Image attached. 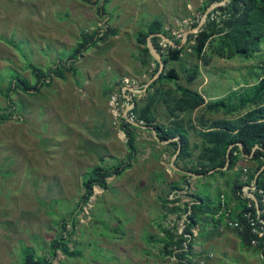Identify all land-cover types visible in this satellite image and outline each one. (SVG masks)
Returning <instances> with one entry per match:
<instances>
[{
  "label": "rangeland",
  "instance_id": "obj_1",
  "mask_svg": "<svg viewBox=\"0 0 264 264\" xmlns=\"http://www.w3.org/2000/svg\"><path fill=\"white\" fill-rule=\"evenodd\" d=\"M205 1L107 0L100 13L97 6L79 0H0V117L6 115L0 123V264H20L25 247L48 257L49 244L62 237L81 256L68 259L57 251L52 264H179L173 255L162 253L164 230L182 233L184 206L204 189L215 202L217 189H228L219 179L203 180L189 170L198 150L191 160L172 161V150L157 142L149 128H140L131 166L119 177L106 179V190L94 187L80 211L77 205L84 193L82 181L92 168L127 161L119 116L128 101L120 99L118 89L127 80V87L142 91L153 68H143L138 61V32L160 19L170 38L183 45L198 32L192 24L197 18L200 23ZM107 27L116 34L74 58V74L65 73L63 80L50 76L48 87L34 88L29 66L46 73L67 64L82 32H104ZM181 56L166 69H174L179 83L208 103L234 91L243 93L264 77V37L249 59L213 57L204 64L187 48ZM194 66L196 77L186 81ZM18 79L29 89L7 96ZM108 87L113 92L107 93ZM113 94L118 97L116 108L110 100ZM133 95L140 99L143 92ZM194 143L199 138L191 136L190 149ZM242 166L239 161L237 168ZM172 183L182 189L177 192L179 202L168 206H179L176 214L163 210L160 201L173 198ZM192 235L191 253L183 263L264 264V257L243 249L224 223L198 217Z\"/></svg>",
  "mask_w": 264,
  "mask_h": 264
},
{
  "label": "trees",
  "instance_id": "obj_2",
  "mask_svg": "<svg viewBox=\"0 0 264 264\" xmlns=\"http://www.w3.org/2000/svg\"><path fill=\"white\" fill-rule=\"evenodd\" d=\"M79 1L97 6L100 13H104L107 3V0ZM221 1L223 0H206L200 9L201 15L212 4ZM198 20L199 18L195 20L192 28L198 26ZM115 34L116 31L109 27L102 33L82 32L80 41L70 55L71 63L69 61L67 64H58L46 73L37 70L34 66H29L36 81L34 88L39 90L41 87H48L50 76L63 80L65 73L74 74L76 72L72 64L74 58L95 46L99 41H104ZM153 34L155 36L151 38V43L161 55L164 70L145 89L140 99L133 95L131 98L133 108L130 112L137 123L143 122L146 126L152 127L160 141L179 138L181 148L177 160H191L192 153L198 150L196 163L189 170L196 175H201L203 180L219 179L224 187L228 188L227 190L217 189V202L213 201L204 189L194 197L193 203L189 206L185 205L184 230L180 234L174 229L164 230L165 238L160 242L163 245L162 253L173 255L178 259L179 264H190L183 263L182 260L187 259L191 253L194 240L192 229L197 225V218L203 220L204 216L215 225L224 223L240 239L243 249H252L264 257V239L254 236L244 218L248 213L255 220L257 218L264 220V169L260 171L264 166V77L248 90H243V93L234 91L228 98L208 103L200 93L181 85L179 75L174 69H166L170 61L181 60V54L186 48L196 60L204 64L209 63L213 57L232 60L240 55L243 59L251 58L264 37V0H230L224 6L217 7L208 14L206 22L198 32L191 34L181 47H179L181 40L170 38L169 32L165 30L160 19L151 20L136 36V43L141 47L138 53L140 65L146 69L153 65L150 79L157 73L159 67L147 48V38ZM158 34L172 39L175 47L167 46L163 49L160 46L161 38ZM191 39L193 42L189 44ZM196 71L194 66L187 72L186 81H192L197 75ZM17 89L25 91L29 89V86L24 80L18 79V82L12 83L7 89V96ZM106 92L111 93L113 89L108 87ZM118 93L120 99L126 101L121 89H118ZM129 96L131 97L130 93ZM220 114L221 118L215 117ZM5 118L6 115L1 116L0 123ZM120 120V129L127 139V161L114 167H95L89 171V175L82 181L84 193L78 202V211L88 203L94 187L106 190V179L123 174L131 166L130 160L137 154L136 131L140 128L126 122L123 118ZM191 136L199 138V143H194L193 149H190ZM237 143L241 144V147ZM230 146L232 147L229 149L226 165V153ZM255 146L259 149H254ZM177 147L176 141L167 144V148L172 150L173 155ZM239 161L244 163L241 169L237 168ZM212 170L215 171L208 174ZM259 171L256 186H253L254 176ZM183 178L185 179L186 176ZM245 186L255 188L252 194L257 199V203L244 195ZM170 191L173 198L160 199L161 208L168 213L176 214L180 210L179 206H173L171 209H168V206L179 202L177 192L182 189L178 184L172 183ZM74 214L71 215L73 225ZM216 215L218 218H215ZM227 221L238 222L239 227L231 228ZM62 230H65V224ZM66 235L71 237V233ZM253 239H256V245L251 244ZM67 245L68 241L65 237L53 240L49 244L48 257L37 256L31 248H22L20 264H52L57 251L68 259L81 256L79 251L70 250Z\"/></svg>",
  "mask_w": 264,
  "mask_h": 264
},
{
  "label": "water",
  "instance_id": "obj_3",
  "mask_svg": "<svg viewBox=\"0 0 264 264\" xmlns=\"http://www.w3.org/2000/svg\"><path fill=\"white\" fill-rule=\"evenodd\" d=\"M229 1H230V0H223V1H221V2H218V3H214V4H212V5H211V6L205 11L203 17H202L201 20H200V23H199L198 26L196 27V30L198 31V30L203 26V23L206 21L207 16H208L209 13H211V12H212L214 9H216L217 7L224 6V5H225L227 2H229ZM190 32H191V30H190ZM154 36H155V35L153 34V35H150V36L147 38V48H148V51H149V54L151 55V57H152L155 61L158 62V65H159V67H158V71H157V73H156V74H155V75H154V76L148 81V83L144 86V88H143L142 91H138L137 89H132V88H125V92L122 93V94L124 95L125 99H127L128 101L130 100V98H128L129 93H133V94H135V93H139V92H140V93H141V92L144 93L145 89H147L148 86H149L150 84H152V83H153V82H154V81L160 76V74H161V73L163 72V70H164V64H163V62H162L161 55L158 53V51L155 49V47H154L153 44L151 43V38L154 37ZM158 36H159L162 40H164L166 43H168L171 47H175L174 43H173L170 39L166 38L164 35H162V34H158ZM181 46H182V45H180L179 47H181ZM132 108H133V106L130 105V103H129L128 106L126 107V110L124 111V119H125L126 113H127L130 109H132ZM133 126L138 127V128H142V129H147V128H149V129L152 131V133H153V135H154L156 141L159 142V143H161V144H163V145H167V144L170 143V142L176 141L177 144H178V147H177L176 152H175L174 155L172 156V159H171V160L173 161V160H175V159L177 158V155L179 154V152H180V148H181V143H180L178 137L173 138V139H170V140H167V141H160V140L157 138L156 133H155V131H154V129H153L152 127L142 126V125H138V124H133ZM237 145H238L239 147H241V144L237 143ZM231 147H232V146H230V147L228 148L227 153H226V157H227L226 165L228 164L229 149H230ZM254 149H259V147H258V146H255ZM244 156H245V155H244ZM224 169H225V168H224ZM263 169H264V166L260 169V171L263 170ZM214 171H215V170H212V171L209 172L208 174H211V173H213ZM260 171H259L258 173H256V175L254 176L253 186H256V180H257V178H258V174L260 173ZM188 175H189V173H188ZM246 190H247V189H246ZM247 194L249 195V198H250L253 202L257 203V199L254 197L253 194H251V193H249V192H247Z\"/></svg>",
  "mask_w": 264,
  "mask_h": 264
},
{
  "label": "built area",
  "instance_id": "obj_4",
  "mask_svg": "<svg viewBox=\"0 0 264 264\" xmlns=\"http://www.w3.org/2000/svg\"><path fill=\"white\" fill-rule=\"evenodd\" d=\"M98 32H100V31H98ZM100 33H102V32H100ZM160 46L163 49H165V48H167V46H170V45L168 43H166L164 40L161 39ZM123 85H124V87L122 88V93L125 92V88H131V87H127L126 86V85H129V82L127 80H124L123 81ZM130 94H133V93H130ZM117 99H118V97H116V95H114V94L110 97L111 103H112V105H113L114 108H116V106L118 105ZM129 103H130V105H132V103H131V97H130V100L128 101V104ZM130 111H131V109L126 113L125 119H124V114L123 115H120L119 118L120 119L123 118L126 122H128V123H130L132 125L133 124H138V125L143 124V122L137 123L135 121V118H134L133 114ZM245 187L243 188V193H244V195L247 198H249V195L247 194L246 189H248L250 192H253L255 190V188L253 186H251V187L245 186ZM215 218H218V215H216ZM244 218L247 220V223H248V225H249V227L251 229V232L254 234V236L255 237H258L260 239H264V220H260L258 218L255 220L248 213L245 214ZM227 224L231 228H237V227H239L238 222H230V221H227ZM251 244L252 245H256L257 244L256 239H253L251 241Z\"/></svg>",
  "mask_w": 264,
  "mask_h": 264
},
{
  "label": "crops",
  "instance_id": "obj_5",
  "mask_svg": "<svg viewBox=\"0 0 264 264\" xmlns=\"http://www.w3.org/2000/svg\"><path fill=\"white\" fill-rule=\"evenodd\" d=\"M121 92H122V90H121ZM126 101H127V99H125Z\"/></svg>",
  "mask_w": 264,
  "mask_h": 264
}]
</instances>
